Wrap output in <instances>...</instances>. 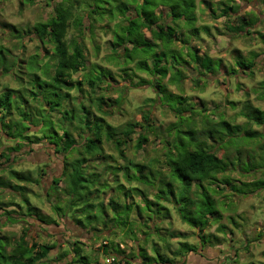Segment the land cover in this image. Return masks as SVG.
<instances>
[{"label": "clouds", "instance_id": "obj_1", "mask_svg": "<svg viewBox=\"0 0 264 264\" xmlns=\"http://www.w3.org/2000/svg\"><path fill=\"white\" fill-rule=\"evenodd\" d=\"M0 45V264H264V0H0Z\"/></svg>", "mask_w": 264, "mask_h": 264}, {"label": "trees", "instance_id": "obj_2", "mask_svg": "<svg viewBox=\"0 0 264 264\" xmlns=\"http://www.w3.org/2000/svg\"><path fill=\"white\" fill-rule=\"evenodd\" d=\"M164 38H165V34L162 33V32L152 33L150 37H142L140 43L143 46V50L147 51L150 47L153 46V43H154V41L156 39H164ZM7 51L8 50L3 49V46L0 45V52L3 53V56L2 57H4L5 59H6V52ZM153 55H156V54H153ZM74 59L75 58L73 57V60ZM158 60H159V57H157V62H158ZM205 64H206V62H205ZM37 79H38V77H37ZM64 83H65V86H66L67 85V82H64ZM50 86H52V85H50ZM8 91L11 92L13 90L8 89ZM254 111L259 112V109H254ZM221 123H224V122L222 121ZM17 175H19V174H17ZM188 178L191 179V177H188ZM205 203H206V201H205ZM146 259H150V258L146 257Z\"/></svg>", "mask_w": 264, "mask_h": 264}, {"label": "rangeland", "instance_id": "obj_3", "mask_svg": "<svg viewBox=\"0 0 264 264\" xmlns=\"http://www.w3.org/2000/svg\"><path fill=\"white\" fill-rule=\"evenodd\" d=\"M45 53L47 54V49H45ZM2 56H3V53L0 52V57H2ZM177 179H179V177H177Z\"/></svg>", "mask_w": 264, "mask_h": 264}, {"label": "crops", "instance_id": "obj_4", "mask_svg": "<svg viewBox=\"0 0 264 264\" xmlns=\"http://www.w3.org/2000/svg\"><path fill=\"white\" fill-rule=\"evenodd\" d=\"M206 7H208V5H206Z\"/></svg>", "mask_w": 264, "mask_h": 264}]
</instances>
